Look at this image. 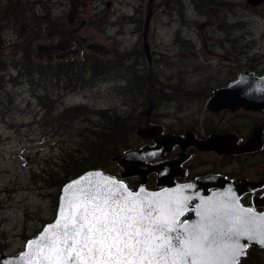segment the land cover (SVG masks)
Instances as JSON below:
<instances>
[{
  "label": "rangeland",
  "instance_id": "obj_1",
  "mask_svg": "<svg viewBox=\"0 0 264 264\" xmlns=\"http://www.w3.org/2000/svg\"><path fill=\"white\" fill-rule=\"evenodd\" d=\"M149 11L148 59L142 35ZM248 46L260 53L246 54ZM123 53L128 56L120 59ZM84 55L89 65L123 60L125 68L85 86L76 75L66 82L51 78L47 64L80 61ZM260 59L264 1L0 0V255L18 254L53 219L60 189L50 186L55 183L51 169L99 121L88 114L59 130L53 118L62 107L83 104L131 113L129 148L141 144L136 132L148 117H189L198 93L192 89L205 90L207 78L225 79ZM25 61L45 64L43 74L34 65L20 70ZM131 65L146 73V97L123 89ZM29 74L32 87L25 82ZM44 93L56 99L50 107L36 97ZM43 117L48 121L39 123ZM110 163L99 169L115 176L120 169ZM257 255L264 262V253Z\"/></svg>",
  "mask_w": 264,
  "mask_h": 264
},
{
  "label": "snow or ice",
  "instance_id": "obj_2",
  "mask_svg": "<svg viewBox=\"0 0 264 264\" xmlns=\"http://www.w3.org/2000/svg\"><path fill=\"white\" fill-rule=\"evenodd\" d=\"M79 183L66 186L57 220L29 242L37 264H240L250 246L242 240L264 246V213L251 208L205 202L190 224L179 220L184 201L166 192Z\"/></svg>",
  "mask_w": 264,
  "mask_h": 264
},
{
  "label": "flooded vegetation",
  "instance_id": "obj_3",
  "mask_svg": "<svg viewBox=\"0 0 264 264\" xmlns=\"http://www.w3.org/2000/svg\"><path fill=\"white\" fill-rule=\"evenodd\" d=\"M248 48L246 54H250L251 50L260 53L252 46ZM258 64L261 66L264 61L260 59ZM246 65L245 69H240L236 74L229 72L230 76L225 79L207 78L209 83H206L208 88L205 90L192 89L198 93H194L195 97L192 98L194 102L189 117L178 115L176 120H171L169 115L160 118L156 115L152 120L148 117L136 132L141 144H133L125 150L156 148L155 152L149 151L145 155L157 156L141 162L140 175L121 178L123 168L121 163L114 159V155L111 157V164L116 162L120 171L115 176L109 175L122 179L132 191L139 187L159 191L170 185L185 186L190 191L187 201L189 207L179 218L180 222L195 217L194 207L204 196L213 194L221 202H226L228 191L233 192L238 204L243 208L262 212L264 108H208L213 94L233 82L240 73L254 72L256 76L264 74V67ZM211 81L216 83L210 86ZM152 105L151 103V107ZM154 167H159V170ZM253 248L262 249L249 246L246 253ZM245 256L240 257V262H243Z\"/></svg>",
  "mask_w": 264,
  "mask_h": 264
},
{
  "label": "trees",
  "instance_id": "obj_4",
  "mask_svg": "<svg viewBox=\"0 0 264 264\" xmlns=\"http://www.w3.org/2000/svg\"><path fill=\"white\" fill-rule=\"evenodd\" d=\"M138 52L142 53V51ZM127 56L128 54L123 53L120 59H124ZM85 59H87V55H84L80 61L76 58L67 60L61 59L60 61L47 64L48 67L51 65V78L55 81L63 80L66 82L65 77L71 79L76 75L77 79H80L84 84L82 86H85L94 81H104L114 76L117 72L120 74L125 68L123 60L120 62L113 60V62L110 63L100 60L94 62L95 60H93L92 64L89 65L85 63ZM23 65L24 66H22L20 70H22L23 67L27 68L28 66L34 65L41 74H43L45 67V64H33L30 61H25ZM126 71L129 72V77H125L126 83L123 89L126 91L130 89L134 93L139 91V94H142L145 88L146 73H141L139 69L135 70L132 65L128 67ZM25 82L32 87L34 82L33 76L30 74L26 75ZM59 94L62 96L61 93ZM141 96L146 97L147 94L145 93ZM36 97L39 103L44 107H50L51 103H55L56 101L54 97L50 98L51 96L46 93L41 94V96L37 95ZM51 112L53 111L50 108L48 114ZM88 114L90 117L96 116L99 118V121L95 122V126H93L95 128L94 131L89 134H84V138L79 141L74 148L65 151L64 156L61 158V163L57 165L56 169H51V178L55 180V183L53 182L54 184L50 186H56L60 189L67 180L79 175L85 170L107 166L111 161V157L128 148L126 145V136L131 131L132 127L127 123V119L130 117L131 113L122 115L113 108L88 109L86 105L80 104L62 107L53 119L56 123L55 126L59 127V130H66L67 127L73 125L78 118L86 117ZM45 121H48V118L43 117L42 121L39 123ZM50 127L53 128V124H51ZM50 127H46V129ZM262 253H264V248L250 249L247 251L246 256L242 259L243 262H240V264H264V262L258 259L259 257L257 255Z\"/></svg>",
  "mask_w": 264,
  "mask_h": 264
},
{
  "label": "water",
  "instance_id": "obj_5",
  "mask_svg": "<svg viewBox=\"0 0 264 264\" xmlns=\"http://www.w3.org/2000/svg\"><path fill=\"white\" fill-rule=\"evenodd\" d=\"M152 0H149V3ZM264 0H247V2L251 5H258L261 4ZM151 18V12L149 11L148 14L145 17L144 21V28H143V47L144 51L148 57L150 58V55L148 53L149 51V45L147 42V30L149 27V21ZM245 108V109H262L264 108V74L260 76H256L254 72H248L244 71L239 74V76L231 82L229 85L220 88L217 90L213 96L210 98L208 102V108L213 110H219V109H237V108ZM148 115V113H147ZM156 148H151L150 150H147L145 147L141 149H129L125 150L119 154H117L114 159L118 160L123 168V171L121 173V178L127 177V176H138L140 175V164L143 162L146 158H154L157 156V154H153L151 156H146L145 154L149 151L155 152ZM155 169L159 170V167H154ZM80 181L79 184L74 185V188H80V187H94V186H100L102 189H106L108 187L115 188L116 184L119 182H123L124 185L126 183L117 177L111 176L107 173H105L103 170L99 168L94 169H88L84 172L80 173L79 175L70 178L67 180L60 188L58 198H57V206L55 209L54 217L51 221L45 223L42 227V229L33 237L26 240L24 249L21 250L16 255H0V264H37V256L36 253L38 251L37 245L29 246V242L31 241H39L40 234L44 232V229L48 225L54 224V222L58 218V210L61 207L62 204V195H65L64 189L66 186L71 184L74 181ZM109 180L115 181L116 184H108L107 182ZM127 186V185H126ZM128 188V186H127ZM141 188L145 190V193H167L168 195L176 198H180L184 201L186 205V210L188 209L187 201L189 199V193L190 191L187 190V188L183 185H170L167 188L159 191H149L146 190L144 187H139L137 190L132 192H138ZM144 193H142L143 195ZM227 200L226 202L220 201L215 195L210 194L207 196H204L200 200H202L198 205L194 207V210L198 206H202L205 204V202L209 203H220L227 205L231 210H241L246 209L243 208L241 205L238 204V201L235 199V195L232 191L227 192V196L225 197ZM264 205V200L261 202ZM185 210V211H186ZM256 214L264 213V210L262 212H255ZM180 218V217H179ZM200 219V217L196 214L195 211V217L192 220H187L190 224L193 222H196ZM49 231H53L50 229ZM174 235V234H173ZM242 243H249L250 246L263 248L264 246H261L255 242H248L246 240H242ZM43 242H41L42 244ZM242 257V256H241Z\"/></svg>",
  "mask_w": 264,
  "mask_h": 264
}]
</instances>
